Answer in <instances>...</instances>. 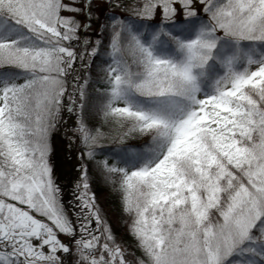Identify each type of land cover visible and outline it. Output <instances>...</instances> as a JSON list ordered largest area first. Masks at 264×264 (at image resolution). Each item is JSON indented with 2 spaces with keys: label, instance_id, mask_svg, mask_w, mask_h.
<instances>
[{
  "label": "snow or ice",
  "instance_id": "snow-or-ice-1",
  "mask_svg": "<svg viewBox=\"0 0 264 264\" xmlns=\"http://www.w3.org/2000/svg\"><path fill=\"white\" fill-rule=\"evenodd\" d=\"M0 264H264V0H0Z\"/></svg>",
  "mask_w": 264,
  "mask_h": 264
},
{
  "label": "trees",
  "instance_id": "trees-1",
  "mask_svg": "<svg viewBox=\"0 0 264 264\" xmlns=\"http://www.w3.org/2000/svg\"><path fill=\"white\" fill-rule=\"evenodd\" d=\"M93 191L97 193L101 207L106 210V214L113 224L115 231L118 234H124V221L121 218L118 206V198L113 193L111 186L104 183V181H94Z\"/></svg>",
  "mask_w": 264,
  "mask_h": 264
},
{
  "label": "bare ground",
  "instance_id": "bare-ground-1",
  "mask_svg": "<svg viewBox=\"0 0 264 264\" xmlns=\"http://www.w3.org/2000/svg\"><path fill=\"white\" fill-rule=\"evenodd\" d=\"M74 125V118L73 120L69 121V127ZM57 143H58V147H57V152L56 155L58 156V164H62V162L64 161V157H65V153L64 150L67 147V141L64 140V133L63 130H61L58 135H57ZM68 159H72L73 163L75 162V159L69 154ZM70 167V166H67ZM62 169L65 168V165L62 164L61 166ZM69 176L67 174L64 175V177ZM75 173L73 172L71 176H69V182L74 178ZM66 184V183H64Z\"/></svg>",
  "mask_w": 264,
  "mask_h": 264
},
{
  "label": "rangeland",
  "instance_id": "rangeland-1",
  "mask_svg": "<svg viewBox=\"0 0 264 264\" xmlns=\"http://www.w3.org/2000/svg\"><path fill=\"white\" fill-rule=\"evenodd\" d=\"M57 135H58V133L54 136V141H53V148L55 151V155L53 156V160L56 163H58V156L56 155L57 147H58V143H57V137L58 136ZM64 140L67 141V138L64 137ZM64 169L60 168V170L58 171V175L60 176V183H61L62 187L64 188L66 194H69V199H70L71 184L69 182V176L64 177V175L66 174ZM64 183H66V184H64Z\"/></svg>",
  "mask_w": 264,
  "mask_h": 264
}]
</instances>
